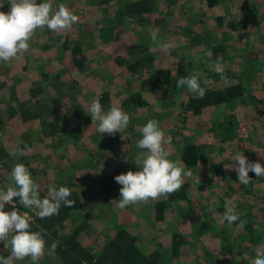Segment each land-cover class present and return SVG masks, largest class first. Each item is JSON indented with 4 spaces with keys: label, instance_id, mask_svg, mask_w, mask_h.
Instances as JSON below:
<instances>
[{
    "label": "rangeland",
    "instance_id": "obj_1",
    "mask_svg": "<svg viewBox=\"0 0 264 264\" xmlns=\"http://www.w3.org/2000/svg\"><path fill=\"white\" fill-rule=\"evenodd\" d=\"M90 1L51 0L53 12L64 4L79 21L67 32H54L47 27L37 29L27 52L18 58L0 61V150L5 154L0 164V184L3 189L6 190L9 173L17 163L29 169L40 186L41 198L57 183L70 186L80 195V212L92 215L86 242L95 251L118 228L126 227L137 236L141 251L161 253L160 264H251L256 249L264 244V177L253 178L247 185L229 179L227 166L233 168L236 154L229 156L231 161L223 157L230 151L233 153L235 145L227 153L221 146L236 143L237 128L242 138H247L246 124H253L255 132L264 137V117L255 114L260 109L264 113V0H218L213 9L206 8L203 0H146L151 13L142 18L127 16L119 25L112 22L116 9L139 0H110L107 12ZM41 2L44 0H37ZM0 4H3L0 11L7 13L9 0H0ZM217 20L223 22L219 24ZM154 34L158 42L173 45L169 52L153 42ZM65 40L71 45H81L84 69L75 68L71 55L62 51ZM220 47L223 51H219ZM213 50L217 55L213 56ZM145 55H151L152 62L139 73H130L125 65L116 62L120 58L124 63H133ZM218 57L223 72L218 73L220 79L216 80L211 76L217 73L214 64ZM161 67L170 71L176 81L166 86L150 85L153 89H149V76ZM241 71L244 73L240 74ZM194 73L200 74V85L206 89L235 84L240 74L239 81L246 80L243 82L249 87L250 98L236 102L234 110L211 112L191 123L183 107L187 87L176 85L181 77ZM42 74L47 75L46 80L42 81ZM38 87L44 89L39 100L45 104L56 100L53 110L40 120L23 121L20 106L35 109L36 99L31 92ZM104 93L110 95L111 106L118 105L130 116L123 133L101 134L97 131L98 122L91 120L90 103ZM138 98L144 105L131 109L128 101ZM228 114L232 116L229 119ZM150 119L157 120L165 135L172 137L169 160L179 159L178 148L193 141L207 146L202 152L209 158L203 165L185 167L192 175L185 177L183 186L186 187L177 191L181 200L177 198L170 203L162 222L153 220L150 212H153L152 204L164 197L119 209L120 189L105 198L100 181L101 177L114 178L139 170L136 155L146 150L136 145L142 138L141 129ZM223 119L233 124L227 125ZM41 120L59 123L56 137L43 132ZM80 125L83 127L79 133ZM75 136L76 139L66 142L65 138ZM253 137L257 141L258 136ZM260 141L264 149L262 138ZM252 150L255 157L248 153V159L256 162L260 149L254 146ZM91 154L92 164L82 171L78 160L86 161V155ZM72 168L79 171L75 170L74 174ZM13 203L19 212L31 216L32 221L36 217L35 210L24 209L18 198ZM232 204L240 213L239 219L233 224L227 221L219 224V216ZM4 210L11 211L12 205L6 204ZM72 220L64 223L58 232L67 233L73 226ZM240 221H246L242 229L238 227ZM174 234L184 240L176 256L171 251ZM0 250L7 253L6 257L10 254V248H5L2 241ZM14 264L61 263L56 256L45 252L36 262L28 257Z\"/></svg>",
    "mask_w": 264,
    "mask_h": 264
},
{
    "label": "clouds",
    "instance_id": "obj_2",
    "mask_svg": "<svg viewBox=\"0 0 264 264\" xmlns=\"http://www.w3.org/2000/svg\"><path fill=\"white\" fill-rule=\"evenodd\" d=\"M9 4L10 9L7 13L0 11V61L18 58L27 52L29 42L37 29L47 27L54 32H67L79 21V17L64 4H60L58 10L53 12L51 0H44L41 3H37V0H9ZM0 7H3V4H0ZM153 42L166 53L173 47L171 43L158 42L155 34ZM214 67L217 73L222 74L223 68L219 57ZM199 75L194 73L181 77L176 86L178 88L186 86L194 99H202L205 89L200 85ZM88 111L92 122H98L97 131L101 134L123 133L130 121L129 114L118 105L111 106L105 111L99 98L91 101ZM141 132L142 138L136 146L146 151L136 155L135 164L139 166V170L128 171L114 177L122 186L117 203L119 209H125L138 202H148L150 199L167 198L169 194L177 192L182 187L185 177L192 175L182 160L168 159V146L172 143V137L165 135L157 120H148ZM234 161V169L240 183L244 185L250 183L249 172L255 173L256 177H264V166L258 162H249L242 153H236ZM8 181L6 190L0 189V241L4 242L5 248H10V254L7 257L0 255V264H14V261L28 257L36 262L46 251L49 256H55L59 241H53L46 248V231L43 228L32 231V217L19 212L13 201L14 198H18L23 208L33 209L37 217L45 219L58 215L62 203L66 207L75 205L74 200L68 199L71 190L63 186L49 187L47 195L41 198L39 184L22 163L15 164L9 173ZM6 204L12 205L11 211L4 210ZM239 217L240 213L232 204L219 216L218 223L223 224L227 221L233 224ZM245 223L246 221H240L238 227L242 229ZM251 264H264V244L256 249Z\"/></svg>",
    "mask_w": 264,
    "mask_h": 264
},
{
    "label": "trees",
    "instance_id": "obj_3",
    "mask_svg": "<svg viewBox=\"0 0 264 264\" xmlns=\"http://www.w3.org/2000/svg\"><path fill=\"white\" fill-rule=\"evenodd\" d=\"M203 3L206 8L213 9L218 4V0H203ZM90 4L95 5L99 10H102L104 12H107L110 7V0H91ZM151 13V6L148 1L146 0H139L137 2H128L124 4V6L116 9V12H114V19L112 22L117 23L118 25L122 22L124 18L128 17H138L142 18V16ZM219 24H221L223 21H219ZM207 45V43H206ZM49 48V46H46ZM45 47V48H46ZM61 49L63 52H68L71 55V61L73 62V66L79 70L84 69L85 67V58L82 57V47L78 43H74L71 45L67 40H65L62 45ZM223 47L219 48V51H223ZM141 52H145L144 50H140ZM146 53V52H145ZM213 56L217 55L216 51L213 50ZM127 56L126 58H128ZM125 58V59H126ZM225 59L223 56L222 60ZM124 59L116 58V62L119 65H125L127 70L130 73H139L143 69L148 68L152 62L151 55H145V57L136 59L133 63L131 61H125L122 62ZM123 63V64H122ZM246 68L243 66V69ZM253 72V71H251ZM244 72H240V74H243ZM239 74V76H240ZM227 75V74H226ZM228 76V75H227ZM239 76L236 77L235 84L229 85V86H215L214 88L205 89V95L202 99H194L193 94L187 90L186 96L187 101L184 107L185 114H187V119L191 123H194L196 119L202 118L203 116H208L210 113H214L217 111H221V109H227L231 108L234 110V106H236V102L239 103L240 100L243 99H249V87H247V84L241 80L239 81ZM211 78H215L216 80L220 79V75L218 73L212 74ZM249 78V77H248ZM247 78V79H248ZM47 79V75L42 74V81ZM150 84L149 89L152 87H159V86H166L170 82H173L175 79L171 75V72L164 69V68H158L154 71L152 75L149 76ZM55 81L58 80V77L54 79ZM176 81V80H175ZM202 87V85H201ZM44 89L41 87H38L37 89L32 90L31 96L36 99V107L35 109L31 110L29 108H26L25 106H20V118L23 121H35L42 119V115L44 114H51L53 110V105L56 103V100H51V104H45L43 100H39V96L42 95ZM184 91V90H183ZM99 100L104 108L105 111H107L111 107L110 102V95L108 93H104L102 96L99 97ZM130 104L131 109H137L139 106L144 105V102L141 101L139 98L137 100L131 99L128 101ZM256 109V108H255ZM211 113V114H212ZM263 111L256 110L255 114L256 116H259V118L264 117ZM228 119L232 116L230 114L227 115ZM89 119V118H88ZM88 119H85L86 121H89ZM227 121L223 119V123L225 124H233L231 120ZM253 119H256V117H253ZM41 128L43 132L51 137H56L60 125L58 122H49L45 120H41ZM221 121V122H222ZM236 125V124H235ZM234 125V127H235ZM83 125H80L77 129L79 130V133L81 131V128ZM245 127H249V135L247 138H242L243 135L241 134L240 130L237 128V134L238 138L235 137L234 139H237L236 143H233L228 147H222L221 150H225V152H229V148L233 147V153L230 151L226 155H224V160H230L229 157L231 154H236L238 152L242 153L247 159L249 158L248 155L253 153V147L256 146L260 149V155L258 156V160L256 162L260 163L262 166H264V149L262 148V144L260 141V138H262V141H264V137L260 136L257 132H255V128L253 124H246ZM231 127L228 130H225V134L230 131ZM253 135H257L258 139L257 141L253 137ZM72 139H76L75 137H71L69 139L65 138L67 143H70ZM233 139V140H234ZM69 140V141H68ZM256 143V145H254ZM92 145V144H91ZM224 145V144H223ZM204 147H207L205 144L196 143L193 141V143H187L183 144L181 147L178 148V158L183 161L185 167H197L199 165H203L204 163L208 162V157L206 158L205 155L202 152V149ZM230 148V149H231ZM177 151V150H175ZM249 153V154H248ZM246 154V155H245ZM86 161L85 159L78 160V163L80 164V169L83 171L84 168H88L91 162V155H86ZM5 157V154L0 150V164L3 162ZM90 157V158H89ZM234 157V155H233ZM255 157V156H254ZM223 160V161H224ZM260 160V161H259ZM249 162H255L248 159ZM210 162V161H209ZM73 169V168H72ZM76 171H79L78 169H73L72 173H75ZM227 172L229 174L228 178L233 181H238L237 173L233 168L227 166ZM70 175H72L70 173ZM249 177L251 179L256 178L255 173L249 172ZM72 178H74L72 176ZM100 181L104 185V188L102 190V193L105 195V198L108 197V195L115 194L116 191H118L122 186L119 185L113 177H101ZM70 182V181H69ZM0 183H1V177H0ZM71 186L73 184L70 182ZM68 187L71 190V195L68 197V199L74 200L75 205L73 207H66L61 204L59 214L53 215L49 218L40 219L39 217H34L31 230L32 231H39L40 228H43L47 235L45 236V240L47 241L46 248L51 245L53 241H59V246L55 250V256L57 258V261H60L61 264H160L161 260V253L157 250H153L151 253H146L145 251H141L138 243H137V236L131 233L126 227L124 228H118L114 234L113 237L106 239V242L103 244V246L99 249V251H95L92 247L88 246L86 239L90 232L89 228V221L92 219V215L90 212L82 213L80 212L82 205H81V198L77 191L73 190L70 186H66L64 182L57 183L55 187ZM185 188L186 186H183ZM3 189V186L1 185V188ZM201 189H204V186L201 187ZM179 197V193L175 192L172 194H169L167 198H163V200H156L152 204L153 212H150L151 217L153 220L157 222H162L165 217L166 210L169 208L170 203L174 200H176ZM16 199V198H15ZM26 209V208H24ZM264 210V208H263ZM237 211V209H236ZM75 215H77L75 217ZM262 222L264 221V214H263ZM255 218V216H254ZM73 219V226L72 228L67 232H58L60 228L64 226V223L67 221H70ZM58 230H57V229ZM184 243V240L180 238L179 235L174 234L171 239V245H172V254L173 256H176L178 251L181 249L182 244ZM47 252V251H46ZM0 255L6 257L7 253H2L0 250ZM177 258V257H175Z\"/></svg>",
    "mask_w": 264,
    "mask_h": 264
},
{
    "label": "built area",
    "instance_id": "obj_4",
    "mask_svg": "<svg viewBox=\"0 0 264 264\" xmlns=\"http://www.w3.org/2000/svg\"><path fill=\"white\" fill-rule=\"evenodd\" d=\"M0 188H1V184H0Z\"/></svg>",
    "mask_w": 264,
    "mask_h": 264
}]
</instances>
